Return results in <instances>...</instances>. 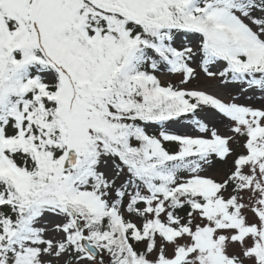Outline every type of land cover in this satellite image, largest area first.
Instances as JSON below:
<instances>
[{"label":"snow or ice","instance_id":"obj_1","mask_svg":"<svg viewBox=\"0 0 264 264\" xmlns=\"http://www.w3.org/2000/svg\"><path fill=\"white\" fill-rule=\"evenodd\" d=\"M0 264H264V0H0Z\"/></svg>","mask_w":264,"mask_h":264}]
</instances>
